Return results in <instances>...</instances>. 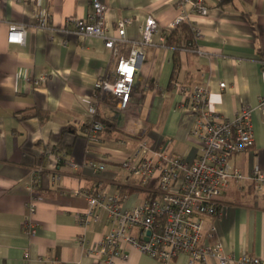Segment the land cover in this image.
I'll return each mask as SVG.
<instances>
[{"label":"crops","instance_id":"1","mask_svg":"<svg viewBox=\"0 0 264 264\" xmlns=\"http://www.w3.org/2000/svg\"><path fill=\"white\" fill-rule=\"evenodd\" d=\"M99 1L109 32L118 19H129V40L139 38L147 17L159 25L154 45L144 47L125 110L93 88L97 77L113 68L110 50L98 38L76 36L69 21L86 18L91 0H0V264H100L95 246L112 224L104 209H95L96 217L83 224L79 217L88 204L72 190L103 189L117 195L122 207L157 197L156 176L144 184L119 166L138 140L187 162L197 158L195 118L177 107L174 82L206 87L208 107L221 117L231 118L243 104L251 108L253 145L230 158L245 178L222 189L219 214L205 222L215 225L216 239L231 256L227 264H237L241 252L264 257V195L253 193L248 178L254 169H264V115L258 108L264 95V0H236L224 8L217 0H203L208 8L203 16L190 0ZM44 12L47 27L39 24ZM181 15L200 52L165 42ZM10 24L25 27L23 44L6 42ZM129 46L122 43L120 54ZM93 97L103 123L95 139L86 124ZM101 154L107 156L105 169L94 172L87 163ZM27 217L36 228L32 236L22 224ZM125 249L113 264H160L134 246ZM170 264L189 263L178 254Z\"/></svg>","mask_w":264,"mask_h":264},{"label":"built area","instance_id":"2","mask_svg":"<svg viewBox=\"0 0 264 264\" xmlns=\"http://www.w3.org/2000/svg\"><path fill=\"white\" fill-rule=\"evenodd\" d=\"M195 13L206 15L208 8L203 0H190ZM92 12L86 18H71L74 33L78 37L91 36L102 41L104 48L110 50L114 61L113 68L100 74L93 84L96 92L109 96L114 106L125 110L130 101L138 66L144 57V47L154 45L153 36L159 30L156 20L149 16L139 27L140 36L129 40L126 28L128 18L115 22L114 29L109 32L104 24L105 6L99 0H91ZM39 24L47 27V13L39 14ZM184 16L177 17L171 24L174 29ZM25 27L21 24H10L6 42L23 44ZM129 41L126 55L119 52L122 43ZM184 49L200 52L192 41L187 42ZM264 66V56L260 59ZM40 77L39 81H42ZM224 89L225 82L218 83ZM179 95L177 107L194 116L191 135L199 143V154L192 162L180 156H169L161 147H151L145 141L138 140L131 152L119 162L120 168L131 176L138 177L144 184L153 178L158 179V196L130 207L118 204L115 194L103 189L89 193L81 187L72 190L74 194L83 196L88 204L87 211L79 217L83 224L96 217L95 209H104L112 224L111 229L96 244L95 251L101 256L100 264H113L119 256H125V245L134 246L141 252L155 258L160 264H170L178 254H185L189 264H227L230 254L224 251L216 239L214 224H206L207 218L219 214V195L231 181L239 182L245 176L231 167L233 154L244 151L253 145L251 127V108L241 105L231 118L221 117L208 107V89L199 87L189 89L173 83ZM86 124L88 136L96 138L103 128L96 109L97 99L87 101ZM258 108L264 115V95L258 98ZM107 156L101 154L96 162L87 165L94 171L105 169ZM73 165V163H72ZM248 178L253 183V193L264 195V169H254ZM33 202H29L28 210L33 212ZM25 234L32 236L36 232L35 225L27 217L24 218ZM134 230H137L136 234ZM28 254L25 253V257ZM237 264H264L262 256H248L241 252Z\"/></svg>","mask_w":264,"mask_h":264},{"label":"trees","instance_id":"3","mask_svg":"<svg viewBox=\"0 0 264 264\" xmlns=\"http://www.w3.org/2000/svg\"><path fill=\"white\" fill-rule=\"evenodd\" d=\"M235 1L236 0H217L215 5L217 7L224 8L227 5L234 4ZM189 41H192V31L190 30L186 22H181L179 25H177L167 35L166 40H165L166 43L172 44L176 46L177 48L186 46L187 42Z\"/></svg>","mask_w":264,"mask_h":264}]
</instances>
